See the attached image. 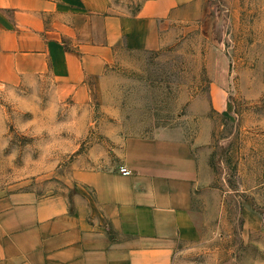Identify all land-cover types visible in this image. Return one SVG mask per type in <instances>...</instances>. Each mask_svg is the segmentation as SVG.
<instances>
[{
	"label": "rangeland",
	"instance_id": "rangeland-1",
	"mask_svg": "<svg viewBox=\"0 0 264 264\" xmlns=\"http://www.w3.org/2000/svg\"><path fill=\"white\" fill-rule=\"evenodd\" d=\"M158 126L208 134L195 147L206 168L193 193L198 236L173 264H264V0H210L204 18L160 29L157 45H121L76 93L0 80V194L72 187L90 147L110 155Z\"/></svg>",
	"mask_w": 264,
	"mask_h": 264
},
{
	"label": "crops",
	"instance_id": "crops-1",
	"mask_svg": "<svg viewBox=\"0 0 264 264\" xmlns=\"http://www.w3.org/2000/svg\"><path fill=\"white\" fill-rule=\"evenodd\" d=\"M209 3L0 0V80L82 91L121 45L151 48L160 29L204 18ZM207 138L158 126L124 137L110 155L90 147L89 163L71 167L72 187L0 194V264H173L179 245L198 236L193 193L206 168L195 147ZM101 159L106 166L91 164Z\"/></svg>",
	"mask_w": 264,
	"mask_h": 264
},
{
	"label": "built area",
	"instance_id": "built-area-1",
	"mask_svg": "<svg viewBox=\"0 0 264 264\" xmlns=\"http://www.w3.org/2000/svg\"><path fill=\"white\" fill-rule=\"evenodd\" d=\"M120 171L122 172V173H129V169H127L125 166H121L120 167Z\"/></svg>",
	"mask_w": 264,
	"mask_h": 264
}]
</instances>
